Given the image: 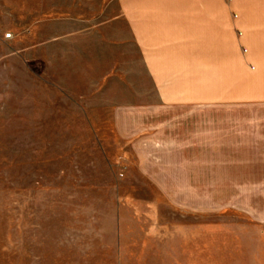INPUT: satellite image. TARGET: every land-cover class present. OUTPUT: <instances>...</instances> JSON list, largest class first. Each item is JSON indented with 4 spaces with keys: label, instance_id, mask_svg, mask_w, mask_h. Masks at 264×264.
Wrapping results in <instances>:
<instances>
[{
    "label": "rangeland",
    "instance_id": "obj_1",
    "mask_svg": "<svg viewBox=\"0 0 264 264\" xmlns=\"http://www.w3.org/2000/svg\"><path fill=\"white\" fill-rule=\"evenodd\" d=\"M55 2L27 0L28 24L49 19L45 37L9 39L16 55L0 43V264H264V125L251 117L264 115V87H235L239 133H209L205 165L183 159L195 151L154 150L153 126L183 109L114 117L136 103L86 84L79 38L57 53ZM65 20L64 32L81 27Z\"/></svg>",
    "mask_w": 264,
    "mask_h": 264
},
{
    "label": "crops",
    "instance_id": "obj_2",
    "mask_svg": "<svg viewBox=\"0 0 264 264\" xmlns=\"http://www.w3.org/2000/svg\"><path fill=\"white\" fill-rule=\"evenodd\" d=\"M99 3L104 18L97 27L96 0H56L59 7L56 15L62 16L56 19V34L52 36L57 53L67 52L59 47L63 39H68L64 43L72 39L74 44L79 38L78 61L86 66L75 68L88 70L86 84L119 86L123 87L124 95L130 94L127 99L132 98L130 101L136 104L118 108L120 113L114 117L142 115L155 119L169 115L172 109H183L182 116L175 115V119L168 116V120L153 126L152 149L195 151L183 159H200L192 164L205 165L201 159L207 156L202 151L207 148L209 133L223 134V127L239 133L243 116L239 93H233L235 87H264V0ZM75 5L86 6L83 11L88 16L65 20L61 7ZM48 20L41 18L28 24L27 0H0V22L7 23L6 32L1 31L0 43L11 49V55H16L9 39H15L11 43L14 46L19 37H45L43 24ZM64 20L77 22L81 27L64 32ZM10 32L11 37L6 38ZM50 41L54 40L42 41L31 48H44ZM96 69L103 70L102 77H92ZM225 87L232 93H225ZM251 117L255 119L254 131H261L264 115L253 113ZM181 131L182 140L176 137ZM164 135H168L166 141ZM180 163L185 165L188 161L177 164Z\"/></svg>",
    "mask_w": 264,
    "mask_h": 264
},
{
    "label": "built area",
    "instance_id": "obj_3",
    "mask_svg": "<svg viewBox=\"0 0 264 264\" xmlns=\"http://www.w3.org/2000/svg\"><path fill=\"white\" fill-rule=\"evenodd\" d=\"M10 37H11V35H10V34L6 35V38H10Z\"/></svg>",
    "mask_w": 264,
    "mask_h": 264
}]
</instances>
